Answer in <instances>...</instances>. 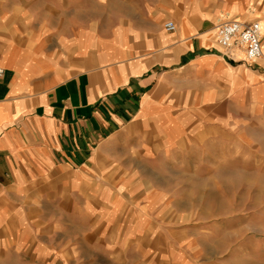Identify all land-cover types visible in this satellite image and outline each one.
Instances as JSON below:
<instances>
[{
	"label": "crops",
	"instance_id": "crops-1",
	"mask_svg": "<svg viewBox=\"0 0 264 264\" xmlns=\"http://www.w3.org/2000/svg\"><path fill=\"white\" fill-rule=\"evenodd\" d=\"M231 20L264 0H0V264L209 255L217 181L264 177V58L219 48Z\"/></svg>",
	"mask_w": 264,
	"mask_h": 264
},
{
	"label": "rangeland",
	"instance_id": "rangeland-1",
	"mask_svg": "<svg viewBox=\"0 0 264 264\" xmlns=\"http://www.w3.org/2000/svg\"><path fill=\"white\" fill-rule=\"evenodd\" d=\"M217 183L225 188V198H217L222 205L212 206L221 208L212 209L209 215L212 228L204 233L210 242V253L207 257H200L197 264H249L247 259L240 258L241 254L250 252L257 256L264 250V177L256 174L255 178L243 177ZM196 219L189 223L194 224ZM165 251L168 260L173 258L171 248H165ZM249 262L252 264V260Z\"/></svg>",
	"mask_w": 264,
	"mask_h": 264
},
{
	"label": "built area",
	"instance_id": "built-area-1",
	"mask_svg": "<svg viewBox=\"0 0 264 264\" xmlns=\"http://www.w3.org/2000/svg\"><path fill=\"white\" fill-rule=\"evenodd\" d=\"M165 29L173 32L176 29L175 22H167ZM217 45L223 51L230 52L241 50L244 54V61L250 64H257L264 58L263 26L259 21L248 23L244 21H234L223 23L217 30ZM5 71L0 68V80L3 78Z\"/></svg>",
	"mask_w": 264,
	"mask_h": 264
},
{
	"label": "bare ground",
	"instance_id": "bare-ground-1",
	"mask_svg": "<svg viewBox=\"0 0 264 264\" xmlns=\"http://www.w3.org/2000/svg\"><path fill=\"white\" fill-rule=\"evenodd\" d=\"M262 24H263L262 26H263V32H264V23H262Z\"/></svg>",
	"mask_w": 264,
	"mask_h": 264
}]
</instances>
